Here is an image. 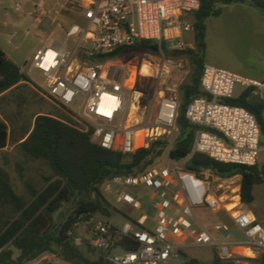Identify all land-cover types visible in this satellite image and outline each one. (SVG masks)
<instances>
[{
    "label": "built area",
    "instance_id": "1",
    "mask_svg": "<svg viewBox=\"0 0 264 264\" xmlns=\"http://www.w3.org/2000/svg\"><path fill=\"white\" fill-rule=\"evenodd\" d=\"M79 1L85 24L71 25L63 41L50 39L36 51L28 68L37 71L41 81L32 82L75 128L104 150L128 157L148 148L149 138L171 137L165 166L115 176L106 182L115 201L128 212L126 217L119 215L124 219L120 225L94 220L87 237L89 245L101 251L110 264H167L184 258L182 248L189 245L215 248L221 260L235 261L232 248L236 247L260 256L264 252V227L243 209L238 193L234 194L238 196L236 207L228 211L224 208L228 199H222L214 180L204 176L210 171L197 176L186 167L195 154L222 164H257L261 145L255 116L223 100L233 98L237 85L243 91L264 90V82L204 65L200 78L204 95L192 99L185 111L188 123L197 128L191 151L182 159L172 160L168 154L180 134V104L161 96L151 136H141L138 124H131L125 116L129 70L105 67L97 56L140 41H149L160 50L165 42L173 41L176 50L185 49L184 37L194 33L191 17L199 10L200 0ZM201 210L224 212L243 234V240H228L225 224H203L205 217L198 215ZM75 242L81 243L80 239Z\"/></svg>",
    "mask_w": 264,
    "mask_h": 264
},
{
    "label": "trees",
    "instance_id": "2",
    "mask_svg": "<svg viewBox=\"0 0 264 264\" xmlns=\"http://www.w3.org/2000/svg\"><path fill=\"white\" fill-rule=\"evenodd\" d=\"M232 3H249L257 10L264 11V0H200L199 10L191 17L194 48L188 53L194 70L190 84L182 88L183 100L177 118L180 134L168 154L172 160L182 159L190 153L197 131L186 120L185 111L192 99L204 95L200 89V78L206 49L205 22L210 17L220 15L218 6ZM149 45L153 43L140 41L134 46L97 57L100 62L129 57L147 51L145 46ZM175 52L177 51H173ZM159 53L163 56L172 54L164 52L163 45ZM27 83V76L0 50V98L15 89L26 87ZM250 94L251 89H247L237 98L224 99L223 102L252 113L261 133L264 132V102L250 100ZM1 116L0 150L11 144L22 158L46 162L53 175L46 178L40 188L24 181L26 195L20 196L15 193L8 173L0 166V264H27L44 253L55 254L70 264H110L104 254L92 248L87 240L96 215L109 221L113 213H119L103 197L100 187L115 176L134 174V169L151 156L154 147L163 143L157 141L148 148L136 150L128 156L130 160L126 162L124 159L127 156L93 144L89 135L75 128L65 113H61L60 117L38 115L32 121L20 123L17 118L3 112ZM160 153L157 151L155 154L159 156ZM191 162L192 165L186 169L197 176L204 170H209L220 178L240 176L239 197L240 202L246 206L253 202L254 187L264 184V164H222L202 154H195ZM71 201H74V208L70 214L62 221H55L54 216L62 205ZM80 223L87 228V237L73 235L75 226ZM75 239H80V245L76 244ZM15 252L17 256L14 255ZM183 256L181 264H206ZM256 262L264 264V252ZM207 264L236 263L232 260H221L214 254Z\"/></svg>",
    "mask_w": 264,
    "mask_h": 264
},
{
    "label": "rangeland",
    "instance_id": "3",
    "mask_svg": "<svg viewBox=\"0 0 264 264\" xmlns=\"http://www.w3.org/2000/svg\"><path fill=\"white\" fill-rule=\"evenodd\" d=\"M21 1L22 0H0V4H2L0 5V50L9 60H11L20 68V70L29 79V83L25 85L26 87L15 89L10 93H6L0 98V118L2 117L1 112L8 114L10 117L17 118L19 123L29 120L32 121V119L38 115L60 117L61 113L64 112L53 103L45 99L42 96V92L39 90V88L32 82H40L41 75L37 71H30L28 66L33 55L43 45V40H41L36 28L33 26L34 18L37 19L39 17L41 19H45L46 16L49 15V11H51L50 15L55 14L60 10L59 5H61L63 2L61 0H44L45 2L43 11L41 9L34 13V8L29 7V9L24 12V19H21L19 18L21 14L15 12V4L21 3ZM38 1L40 0H24V4L26 2L29 4L33 2L37 4ZM56 3L58 6L54 7ZM72 7V10L75 12V14H78V7L76 5ZM232 8L239 9L241 7H225L222 10L220 18L217 19L218 21H216L214 18L210 20L211 31L213 30V24L215 22L216 25L219 22L228 19V17L231 15L229 11ZM60 11V14H63V12H66L67 10L62 9ZM28 12L30 14H28ZM210 36L211 38L207 52L204 53V61L214 63L215 65V63H218L222 60H233L238 58L235 55L236 49L230 45V47L226 46L223 49V55L220 54L221 48L214 47V44L212 43V34ZM192 37L193 33H190L186 39V43L193 42ZM218 44H220V42H218ZM163 47L164 52H172V54L170 56H163L159 52L153 53L151 51H141L129 57H118L107 62H98L103 64L105 67H124L125 69L133 72L132 82L129 83L127 80L125 81V84L128 88L126 90L125 116L129 117L131 124H138L137 129H140L139 134L141 136H144L145 134L151 136L152 129H154L153 121L158 111L160 96L174 98L179 104L182 103V88L190 84L191 75L194 70V65L191 61L190 54L188 53L189 50H192V48H190L188 44L183 50H176L175 42L173 41L165 42ZM173 51L177 52L173 53ZM239 52L246 55L245 59L248 60L255 59L256 55L258 54L256 49H251L248 51L242 49ZM143 64L149 66V75L145 76L140 73V68ZM237 73L244 77H253V74L244 70ZM127 77L128 76L126 75V79ZM242 92L243 87L237 85L233 91L232 97L237 98ZM250 100L264 102V90L251 89ZM132 105L135 106L133 111L130 109ZM262 118L264 122V110L262 113ZM154 132L155 130H153V133ZM147 141L149 146L157 141L162 142L163 144L156 145L151 156L145 160L141 166L136 167L134 169V173L144 169L157 168L166 165L167 146L171 141V137L165 134L160 139L154 140L149 138ZM260 145L261 151L257 158V166L264 164V132L260 133ZM157 151L161 152L159 156L155 154ZM129 160V157L124 159L126 162ZM0 166L3 167L8 173L15 193L20 196L26 195L24 181H28L36 188H40L43 186L44 180L53 175L52 170L46 162L22 158L18 155L16 148L11 144H7L4 149L0 150ZM204 176H208L210 179L214 180L215 189L218 191V195L222 199H228L225 201V205L227 203H232L231 201L234 198L236 190L239 196L240 176L221 178V180H216L217 177L212 172L205 173ZM100 191L103 197L119 211V213H113V216L109 219V221L114 225L122 224L124 219L119 215L125 216L124 213H127L128 209L115 201L111 192L106 188L105 185L100 187ZM253 196V202L248 206L244 205L243 209L249 210L255 217L257 224H260L264 227V184L254 187ZM73 208L74 201L64 203L58 213L55 214V221H62L64 217L70 214ZM198 215L205 217V220H209L210 224L218 223L227 225L230 233L228 240H243V234L235 228L231 220L224 212L220 211L213 213L209 210H201ZM99 218L106 219L100 215H96V219ZM203 224H206V222L204 221ZM73 235L78 237H87V228L84 224L80 223L75 226ZM182 251L185 256L198 259L205 263H209L216 253V249L209 246L199 247L189 245L182 248ZM14 255L17 256V252H15ZM90 258L94 257L91 256ZM183 259L184 258L171 260L167 264H181ZM235 263L257 264L255 260L248 261L242 258L236 259ZM27 264L70 263L61 260L55 254L44 253L37 259Z\"/></svg>",
    "mask_w": 264,
    "mask_h": 264
},
{
    "label": "crops",
    "instance_id": "4",
    "mask_svg": "<svg viewBox=\"0 0 264 264\" xmlns=\"http://www.w3.org/2000/svg\"><path fill=\"white\" fill-rule=\"evenodd\" d=\"M57 1V0H56ZM60 1V0H58ZM63 3L59 5L60 10L65 9L66 12L60 14V10L53 15H50L51 11H49V15L46 16L45 19L37 18L33 20V26L36 28L37 33L43 40V45H45L50 39H55L58 41H63L65 39V32L68 28L73 24L84 25L85 20L82 13V8L80 6L79 0H61ZM44 0L38 1L37 4L34 2L29 4L26 2L24 4V0L21 3L15 4V12L20 13L19 18L24 19V12L29 9V7L34 8L33 12L39 11L44 7ZM2 5V4H0ZM76 5L79 9V13L75 14L72 10V6ZM57 7V3L54 7ZM53 7V8H54ZM225 7H241L239 9L232 8L229 13L231 14L228 19L219 22L215 25L213 24V30L210 28V20L212 18L217 19L220 18L222 10ZM220 9V15L217 17H210L206 20V34H205V44L207 52L209 41L211 38V34L213 36L212 43L214 47L221 48L220 54L223 55L224 48L226 46H232L236 49L235 55L238 58L233 60H222L218 63H211L204 61V65H212L215 67L225 68L228 71L233 73L240 72L242 70L253 74L252 80L264 82V11H259L249 3H232L228 5H220L218 6ZM6 9V8H5ZM28 14H30L28 12ZM23 15V16H22ZM38 16V15H37ZM210 33V35H209ZM190 34V33H189ZM189 34H186L184 39L186 41ZM210 36V37H209ZM190 40V39H189ZM191 43H187L190 48H194V33L192 37ZM233 41V42H232ZM220 42V44H218ZM42 45V46H43ZM229 46V47H230ZM251 50L256 49L257 55L255 59L248 60L245 59L243 53H240V50ZM240 54V55H239ZM16 65V64H15ZM17 66V65H16ZM239 74V73H237ZM206 224H210L209 220H205ZM232 252L236 259H244L248 261L256 262V259L259 257L251 250H248L244 247H236L232 248ZM255 256V258H253ZM205 263V262H203ZM210 263V262H209ZM207 264V263H206Z\"/></svg>",
    "mask_w": 264,
    "mask_h": 264
},
{
    "label": "bare ground",
    "instance_id": "5",
    "mask_svg": "<svg viewBox=\"0 0 264 264\" xmlns=\"http://www.w3.org/2000/svg\"><path fill=\"white\" fill-rule=\"evenodd\" d=\"M140 73L143 74V75H149V66H147L146 64H143L140 68ZM127 82L131 83L132 80H133V72L132 71H129L128 75H127ZM161 97V96H160ZM131 106V105H130ZM138 106V104H137ZM131 111H133L135 109V106L132 105V107L130 108ZM135 112V111H134ZM133 112V113H134ZM141 121V120H140ZM237 192V190L235 191ZM225 199V198H224ZM231 199V198H230ZM238 201V196H235L233 199H232V203H227L224 208L228 211H231L233 210L235 207H236V203Z\"/></svg>",
    "mask_w": 264,
    "mask_h": 264
},
{
    "label": "water",
    "instance_id": "6",
    "mask_svg": "<svg viewBox=\"0 0 264 264\" xmlns=\"http://www.w3.org/2000/svg\"><path fill=\"white\" fill-rule=\"evenodd\" d=\"M146 49L153 52V53H158L160 52V49L157 47V46H154V45H149V46H146ZM192 165V162H189V164L187 165V167L191 166Z\"/></svg>",
    "mask_w": 264,
    "mask_h": 264
},
{
    "label": "flooded vegetation",
    "instance_id": "7",
    "mask_svg": "<svg viewBox=\"0 0 264 264\" xmlns=\"http://www.w3.org/2000/svg\"><path fill=\"white\" fill-rule=\"evenodd\" d=\"M145 50H147V49H146V46H145ZM147 51H149V50H147Z\"/></svg>",
    "mask_w": 264,
    "mask_h": 264
}]
</instances>
